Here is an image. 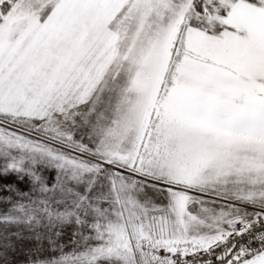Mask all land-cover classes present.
<instances>
[{"label":"snow or ice","instance_id":"1","mask_svg":"<svg viewBox=\"0 0 264 264\" xmlns=\"http://www.w3.org/2000/svg\"><path fill=\"white\" fill-rule=\"evenodd\" d=\"M0 264H264V0H0Z\"/></svg>","mask_w":264,"mask_h":264}]
</instances>
